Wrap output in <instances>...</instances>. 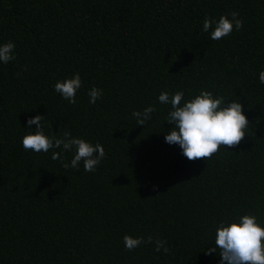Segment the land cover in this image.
<instances>
[{"label": "trees", "instance_id": "16d2710c", "mask_svg": "<svg viewBox=\"0 0 264 264\" xmlns=\"http://www.w3.org/2000/svg\"><path fill=\"white\" fill-rule=\"evenodd\" d=\"M232 11L239 30L218 40L202 31L205 17ZM7 41L0 264H220V250L208 251L219 221L252 213L264 223V0H0ZM76 72L72 104L54 85ZM93 86L102 96L90 104ZM202 89L241 101L249 124L238 144L190 160L165 142L170 105L157 97ZM149 105L152 118L137 125L132 112ZM36 114L49 136L101 143L95 171L65 168L71 151L25 150ZM125 234L143 240L128 250Z\"/></svg>", "mask_w": 264, "mask_h": 264}, {"label": "clouds", "instance_id": "9594fccd", "mask_svg": "<svg viewBox=\"0 0 264 264\" xmlns=\"http://www.w3.org/2000/svg\"><path fill=\"white\" fill-rule=\"evenodd\" d=\"M243 20L238 13L232 11L230 15L205 17L202 31L209 32L210 38L218 40L229 35L234 29L239 30ZM15 43L7 41L0 43V64H7L15 59ZM259 82L264 84V70L259 72ZM82 87L81 76L78 72L71 77L57 80L54 90L69 103H76V94ZM89 103L94 104L102 96V90L93 86L88 91ZM157 100L160 104L170 105L165 121L172 125L166 131L165 142L178 145L188 159L210 158L219 148L238 144L247 133L248 118L243 111L241 101L231 100L225 104L222 96H214L209 90H200L191 99L185 98L183 90L170 94L162 91ZM155 107L149 105L142 111L135 110L132 116L137 125H144L152 118ZM44 115L36 114L27 121L26 128L35 130L24 135L21 144L25 150L47 152L49 149H61L73 152L70 162L64 167L79 168L81 162L85 172L95 171L105 157L104 146L92 143L84 138L72 136L65 132L60 137L47 135L43 130ZM164 121V122H165ZM225 148V147H224ZM61 153L53 152L52 159L59 158ZM149 240L152 237H148ZM143 237L125 234L124 247L128 250L137 248ZM164 241H155L156 250L160 251ZM219 249L220 264H264V223L256 215L245 213L236 219H223L215 228L214 246L209 252ZM167 252V247H163Z\"/></svg>", "mask_w": 264, "mask_h": 264}]
</instances>
